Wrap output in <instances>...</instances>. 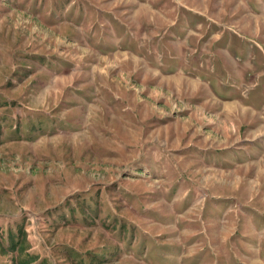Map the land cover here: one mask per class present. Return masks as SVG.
Here are the masks:
<instances>
[{"label": "rangeland", "instance_id": "obj_1", "mask_svg": "<svg viewBox=\"0 0 264 264\" xmlns=\"http://www.w3.org/2000/svg\"><path fill=\"white\" fill-rule=\"evenodd\" d=\"M0 264H264V0H0Z\"/></svg>", "mask_w": 264, "mask_h": 264}, {"label": "crops", "instance_id": "obj_2", "mask_svg": "<svg viewBox=\"0 0 264 264\" xmlns=\"http://www.w3.org/2000/svg\"><path fill=\"white\" fill-rule=\"evenodd\" d=\"M188 42V41H187ZM184 53H185V55H184V58H183V62H184V64H181V66L182 67H180V68H178V71L179 72H182V73H188V71H186V69L183 67L184 65H187L188 63H190V62H192L193 60H192V58H191V53H190V58H189V53H188V51H185L184 50Z\"/></svg>", "mask_w": 264, "mask_h": 264}]
</instances>
